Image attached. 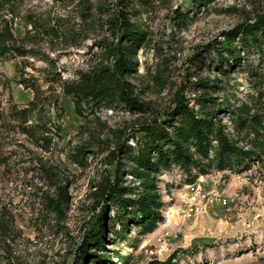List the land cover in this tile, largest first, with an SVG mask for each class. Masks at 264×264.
<instances>
[{
	"label": "rangeland",
	"instance_id": "1",
	"mask_svg": "<svg viewBox=\"0 0 264 264\" xmlns=\"http://www.w3.org/2000/svg\"><path fill=\"white\" fill-rule=\"evenodd\" d=\"M89 3L95 14L87 25L78 0H21L14 22L20 38L32 28L23 20L29 15L81 30L77 39L37 31L25 40V56L0 59V264H156L172 256V264H264V158L251 169L201 173L174 165L164 170L159 186L165 220L157 230L139 236L134 227L119 240L109 227L102 250L88 247L105 257H80L103 211L96 202L97 186L118 169L106 156L121 139L134 147L143 121L164 115L178 96L196 109L203 97H213L264 120V51H242L240 66L226 54L219 67L213 50L205 62L198 60L210 47L220 46L225 32L264 14V0H215L208 8L195 7L191 0ZM99 4L124 11L148 32L134 58L138 63L127 75L143 108L85 102L80 113L75 97L64 91V82L80 71L113 60L104 46L120 43L103 27ZM182 12H188L187 21L180 18ZM24 79L34 85L27 87ZM22 110H29L27 119ZM236 118L219 114L231 137L251 142L254 135L240 130ZM100 140L105 143L87 155L83 166L74 163L79 146ZM241 145L250 146L246 141ZM121 171L125 184H131L132 177ZM50 173L68 192L61 211L47 205V198L60 192ZM109 213L113 218L115 211Z\"/></svg>",
	"mask_w": 264,
	"mask_h": 264
},
{
	"label": "trees",
	"instance_id": "2",
	"mask_svg": "<svg viewBox=\"0 0 264 264\" xmlns=\"http://www.w3.org/2000/svg\"><path fill=\"white\" fill-rule=\"evenodd\" d=\"M78 1L82 2L85 9L82 21L90 25L95 8L90 5L91 0ZM191 1L195 7L208 8L215 0ZM20 3L21 0H0V59L16 55L25 56V40L37 31L46 30L66 39H77L81 29L78 30L76 26L61 21L46 24L30 15L23 20L32 28L24 38H20L14 32L15 19L20 15ZM96 9L99 17L104 19L103 27L106 26L114 38H119L120 43L106 44L104 49L113 60L101 62L88 71H80L77 78L64 82V91L67 95L75 97L80 113L85 102L97 106L122 103L130 109L143 108L144 105L135 96L134 86L127 80V75L134 71V66L138 63L134 58L138 50L145 45L148 32L132 21L124 11L112 12L106 4H99ZM180 18L187 21L188 12H182ZM224 34L226 38L220 42V46L210 47L199 61L205 62L208 55L211 56L214 51L219 67L223 66L226 54L233 61V65L240 66L242 51H264V14H259L252 22L247 20ZM245 64L249 66L250 61L246 60ZM23 83H26L27 87L34 85L29 84L26 79ZM210 87H215V84ZM35 92H41L40 88H36ZM199 105L196 109L178 96L175 105L164 115H154L141 123L138 129L141 136H134V147L122 139L116 143V147L106 159L108 164L117 163L118 169L114 177L110 174L97 186L96 202L98 206H103V211L98 218V226L89 232L88 238L82 244L80 257H105L89 252L88 247L95 245L98 250H102L109 227L115 231L119 240L134 227L138 228L139 236L157 230L165 220L164 202L159 186V177L164 170L174 165L187 172L198 168L201 173H207L214 168L222 171L239 167L251 169L255 160L264 158V120L258 116L249 117L250 109L235 110L231 105L217 103L213 97H203ZM221 111L236 115L239 129L254 135L251 142L246 138L239 140L227 133L219 121ZM28 112L29 110L21 112L26 119ZM245 141L250 146H242L241 143ZM98 143L90 142L79 146L72 155L74 163L83 166L87 155L95 153L96 147L105 141L100 140ZM121 169L132 177L131 184H125ZM50 180L60 192L57 198L48 197L47 205L51 209L61 211L60 203L68 198V192L55 174L50 173ZM111 208L115 211L113 218H110ZM109 218L112 222L110 226ZM172 259L173 256L165 263L156 264H172Z\"/></svg>",
	"mask_w": 264,
	"mask_h": 264
}]
</instances>
